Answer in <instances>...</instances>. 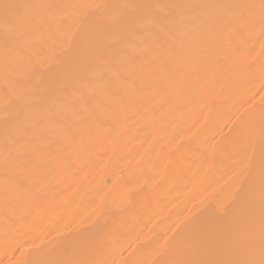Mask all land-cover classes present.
Segmentation results:
<instances>
[{"label": "bare ground", "instance_id": "1", "mask_svg": "<svg viewBox=\"0 0 264 264\" xmlns=\"http://www.w3.org/2000/svg\"><path fill=\"white\" fill-rule=\"evenodd\" d=\"M0 264H264V0H0Z\"/></svg>", "mask_w": 264, "mask_h": 264}, {"label": "rangeland", "instance_id": "2", "mask_svg": "<svg viewBox=\"0 0 264 264\" xmlns=\"http://www.w3.org/2000/svg\"><path fill=\"white\" fill-rule=\"evenodd\" d=\"M141 105H143V103H141ZM141 105L139 104V106H141ZM150 106L152 107L153 105L150 104ZM149 108H150V107H149ZM149 108H148V110L143 108L144 110H147V111H143V109L139 110V114H140L139 117L141 116V113H142V112H144V114H146L148 111H150ZM154 108H155V107H154ZM154 108H153V109L151 108V109H152V111L154 110V111H153L154 113H156V112H155V111H156V110H155L156 108H155V109H154ZM152 111H151V112H152ZM148 113H150V112H148ZM154 113L151 114L150 116H154V117H155L157 114H154ZM157 113H158V112H157ZM159 114H160V113H159ZM142 115H143V113H142ZM145 116H147V115H145ZM158 116H159V115H158ZM141 117L143 118L144 116H141ZM154 117H153V118H154ZM156 117H157V116H156ZM137 118H138V117H137ZM142 118H141V119H142ZM138 119H139V118H138ZM151 119H152V118H151ZM139 120H140V119H139ZM152 120H153V119H152ZM156 121H157V120H156ZM156 121L154 120V122H156ZM159 122H160V120H159ZM159 122L157 121V122L155 123V125H156L157 127L154 125V127L151 128V130L154 129V128L160 130V128H159V124H160V125H162V124L159 123ZM158 123H159V124H158ZM138 125H139V124H138ZM138 125L135 126V129H134V128H130V129H128V130H129L128 132H130V131L133 129V130L131 131V132H133V133H130V134H132L133 136L129 134V135L132 137V139H131V137L128 135V136L130 137V139H131L130 142H129V144H133V145H135V146H137V145L135 144V142H136V143H137V142L139 143V141H141V137H140V136H144V135L146 136V134H148V136L150 135V133H149L150 129H148V127H150V126H148V127H142V126H141V128H139V126H140L141 124H140L139 126H138ZM137 127H138V128H137ZM142 128H144V129L147 128V129H148V132H147V130L145 129L147 133L145 134V131H144V133H143L144 135L141 134V132L144 130V129L142 130ZM137 129H138V130H137ZM140 130H142V131L140 132ZM135 131H136V132H135ZM137 131H139V132L137 133ZM160 131H162V129H161ZM150 132H151V131H150ZM154 132H155V131L153 130V133H151V135L154 134ZM162 132H163V135H162V136H164L165 133H164V131H162ZM162 132H161V133L158 132V133L162 134ZM171 132H172V131H171ZM135 133H137L138 138H133V137H137V135L135 136ZM158 133L155 132L154 135H156V134H158ZM125 134H126V133H125ZM139 134H141V135H139ZM152 136H153V135H152ZM152 136H150L151 138L149 137L150 139H149L148 137H145L146 139L151 140V142L149 141L148 144H154V142H156V139H157V138L155 139L156 136H154V138H152ZM139 137H140V139H139ZM157 137H159V136H157ZM160 137H161V136H160ZM173 137H174V136H173ZM174 138L178 140V139L181 138V136H180V135L177 136V134H176V136H175ZM174 138H172L171 141H173ZM136 139H137V140H136ZM138 139H139V141H138ZM146 139H143V138H142V141L145 140V142H143V143H146V142H147ZM152 139H153V140H152ZM159 139H161L162 142H163V138L161 137V138H158V139H157L156 144H157V143L159 144V142H161V140L159 141ZM175 139H174V140H175ZM177 140H176L175 142H178ZM133 141H135V142H133ZM142 141H141V143H142ZM152 141H154V142H152ZM158 141H159V142H158ZM180 141H181V139H180ZM132 142H133V143H132ZM138 143H137V144H138ZM163 143H164V142H163ZM165 143H166V141H165ZM165 143H164L163 145H162V143H160V144H159V147L161 146V149H162V147H164ZM146 144H147V143H146ZM146 144H143V145H144V148H145V146H146V149H147V148H149L150 145L147 144V145H148V147H147ZM156 144H155V145H156ZM158 144H157L156 146L152 145V148H150V149L152 150V152H153V150H157V149H158ZM143 145H142V146H143ZM176 145H177V144H176ZM176 145H175V146H176ZM123 146H124V144H123ZM135 146H134L133 148H135ZM139 146H140V145H139ZM170 146H172V145H170ZM128 147H129V145H128L126 148H124V150H123V153H124V154H126V152L129 153V151L125 150V149H127ZM172 147H173V146H172ZM172 147H169V148H172ZM137 148H138V146H137ZM137 148L134 149V151L137 150L136 155H138V150H140V149H139L140 147H139L138 149H137ZM144 148L141 147V150L144 149ZM164 148H165V147H164ZM169 148H168V149H169ZM173 148H174V147H173ZM173 148H172V150H173ZM129 149H130V148H129ZM159 149H160V148H159ZM159 149H158L157 151H159ZM168 149H167V150H168ZM131 150H133V149L131 148ZM141 150H140L141 153H142V152H143L144 154L148 153L147 155H150V154H149L150 150H145V149L142 150V151H141ZM167 150L165 151V154H166ZM169 150H171V149H169ZM162 151H163V150H162ZM135 152H136V151H135ZM155 152H156V151H155ZM155 152H154V154H156ZM159 152L162 153L161 150H160ZM160 153H159L158 155H160ZM167 153H168V152H167ZM144 154H142L143 156H141V158H142V159H143V157L148 158V159H146V158L144 159V160L146 161V163H147V162L149 161V158H150V157L152 158V154H153V153H151V156H149V157L146 156V155H144ZM154 154H153V155H154ZM163 155H164V154H163ZM155 156H157V155H154V156H153V159H150V160H152V161H149V162L147 163V164H149L148 166H147L146 163L142 164V172H143V170L145 169V172H144V173H146V174H144V177H143L144 179H143V178H141V179L145 180V178H147L149 181L152 182V183L149 182V184L147 183V184L150 186V187L146 186V187L149 189V190H147L148 192L146 191V187H145V186H144V188H143V186H142V188H140L141 186H138V188L141 189L140 192H141L143 189H145V191H146L145 194L148 193L147 195H148L149 200L151 199V200L153 201L154 204H155V202H156L157 200L154 202V198H152V197H155V199H159V201H161V199L163 200V198L161 197L162 195L160 196L161 192H158L159 190L162 191V189H166V188L169 190V188L171 187V194H173V195H170L169 192H168V190H167V194L165 193L166 191H165V192H162V194L165 193V195L163 194V197L166 196V195L168 196V194H169L170 196L173 197V196H174V193H175V191H176V190H175V191L173 190V188H174L173 185H170L169 188H168V186H164V187H163V186H162V180H163V178L160 177L159 180L156 179V177L158 178L159 176H164V174L161 175V172L163 173L164 170H167L166 168H167L168 166H169L170 168H172L173 165H172V166H170V164H169V165L167 164V166H166V164H165V166H164V165H161V167H164V170L162 169L161 172L159 173L160 175L157 174L158 176L154 177V176L156 175L157 172L155 171V172H156V173H155V172L153 171L154 174L152 173V170H153L152 165H155L156 168H157V164H158V163H156V162H158V160L161 159V157L158 159V156H157V158H156ZM164 156H165V155H164ZM166 156H167V155H166ZM157 159H158V160H157ZM147 160H148V161H147ZM153 160H156V162H154ZM164 160H166L165 157H164ZM167 160H169V159H167ZM145 161H144V162H145ZM152 162H153V164H152ZM161 162L163 163L164 161H161ZM166 162H167V161H166ZM169 162H170V161H169ZM169 162H168V163H169ZM172 162H173V161H171V163H172ZM126 163H127V162H126ZM154 163H155V164H154ZM164 163H165V162H164ZM145 164H146V165H145ZM173 164H174V163H173ZM179 164H180V162H179ZM143 165H144V166H147V167L145 168ZM150 165H151V166H150ZM174 165H175V164H174ZM180 165H181V164H180ZM180 165H179V166H180ZM103 166H104V165H103ZM103 166H102V167H103ZM176 166H177V165H176ZM102 167H101V168H102ZM143 167H144V169H143ZM148 167H149V168H148ZM169 167H168V168H169ZM107 168H109V166H107ZM107 168H106V169H107ZM151 168H152V169H151ZM154 169H155V167H154ZM160 169H161V168H160ZM173 169H174V168H172V170H173ZM175 169H176V168H175ZM99 170H100V169H99ZM149 170H150V172H148ZM156 170H157V169H156ZM176 170H177V169H176ZM176 170H175V171H176ZM159 171H160V170H159ZM159 171H158V172H159ZM168 171H169V169H168ZM168 171H164V173H165V172H168ZM97 172H98V171H97ZM97 172H94V173L96 174ZM173 172H174V171H173ZM99 173H100V175L97 174L98 179H99L100 177H102V173H101L100 171H99ZM171 173H172V172H171V170H170V173H169V174H171ZM147 174H148V176H147ZM152 174H153V175H152ZM133 175H135V176H133ZM133 175H131V176H132V177H136V174H133ZM142 175H143V173H142ZM142 175H141V176H142ZM145 175H146V177H145ZM149 175H150V177H149ZM165 175H168V174L165 173ZM92 176H93V178H96L94 175H92ZM92 176H91V177H92ZM141 176H140V177H141ZM132 177H129V179L132 178ZM140 177H138V178L140 179ZM164 177H165V176H164ZM102 178L105 179L104 176H103ZM151 178H153V179L151 180ZM154 178H155V179H154ZM129 179H128V181H129ZM160 179H162V180H160ZM105 180L108 181V178L105 179ZM134 180H136V179L134 178ZM137 180H138V179H137ZM155 180H156V181H155ZM157 180H158V182H157ZM146 181H147V180H146ZM108 182H109V181H108ZM131 182H132V181L130 180L129 183H131ZM138 182H140V181H138ZM135 183H136V181H135ZM135 183H134V185H135ZM160 183H161V184H160ZM132 184H133V182H132ZM137 184H138V183H137ZM142 184H144V183H141V182H140V184H138V185H142ZM151 184H152V185H151ZM153 184H154V185H153ZM158 184H159L160 188H162V189H160V188H156V189H158V190L156 191L155 188H154V186L157 187ZM128 185H129V184H128ZM134 185H133V186H134ZM126 186H127V185H126ZM135 186H137V185H135ZM135 186H134V187H135ZM151 186H152V187H151ZM129 187H130V185H129ZM134 187H133V188H134ZM172 187H173V188H172ZM127 188H128V187H127ZM135 188H136V187H135ZM135 188H134V190H135ZM138 188H137V189H138ZM152 188H154V189H152ZM137 189H136V190H137ZM150 189H151V191H152V192H151V195H152V196L149 194V193H150ZM123 190H124V189H123ZM125 190H126V192H127L129 189H128V190L125 189ZM125 190H124V191H125ZM154 190L157 192V194H155ZM138 191H139V190H138ZM126 192H123V193H124V197H125V199H124V202H122V204H125V205L127 204V202L130 203L129 200L131 199L130 197H129V199H128V197H127V196H128L127 193H129V191H128L127 193H126ZM131 192L134 193L135 191H133V189L131 188ZM143 192H144V190H143ZM172 192H173V193H172ZM176 192H178V191H176ZM24 193H25V191H24ZM125 193H126V195H125ZM152 193H153V194H152ZM158 193H159V195H158ZM131 194H132V193H131ZM131 194L129 193V196H131ZM154 195H155V196H154ZM157 195H158V197H157ZM175 195H177V194H175ZM178 195H179V193H178ZM178 195H177V196H178ZM24 196H25V195H24ZM134 196H135V194H134ZM167 196H166V197H167ZM177 196H175V197H177ZM126 197H127V198H126ZM131 197H133V196H131ZM156 197H157V198H156ZM172 197H171V198H172ZM167 198H169V197H167ZM173 198H174V197H173ZM178 198H179V196H178ZM178 198H176V200H178ZM24 199H25V198H24ZM126 199H128V200L126 201ZM131 200H132V199H131ZM151 200H150V201H151ZM169 200H171V199H169ZM173 200H174V199H173ZM152 201H151V202H152ZM159 201H158V202H159ZM164 201H166V202H164ZM164 201H163L164 203H166V204L168 203V201L166 200V198H164ZM161 202H162V201H161ZM161 202H160L159 204L156 203V205H157V204H158L157 206L162 205L163 202H162V203H161ZM171 202H172V200H171ZM171 202L169 201V204H171ZM129 203H128V204H129ZM153 203H150V205L153 204ZM166 204H164V205L166 206ZM25 205H26V204H25ZM167 205H168V204H167ZM27 206H28V205H27ZM27 206H26V207H27ZM165 206H163V207H165ZM26 207H25V209H26ZM154 214H155V213H154ZM154 214H153V215H154ZM153 215L151 214V215L149 216V218L147 217L148 220L152 219V218H153V217H152ZM144 219H146V217H145V218H141V222H142V223L148 221V220H144ZM70 228H71V227H70ZM46 235H47V234L44 233V239L47 240V239L49 238V235H47V236H46ZM45 236H46L47 238H46ZM42 238H43V237H41V240L44 241V243H45L46 240H43ZM35 243H36V242H35Z\"/></svg>", "mask_w": 264, "mask_h": 264}]
</instances>
